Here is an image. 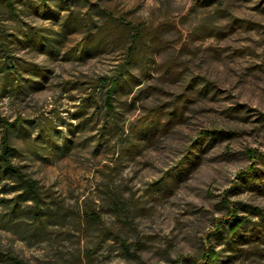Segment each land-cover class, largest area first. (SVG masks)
<instances>
[{
    "label": "rangeland",
    "instance_id": "rangeland-1",
    "mask_svg": "<svg viewBox=\"0 0 264 264\" xmlns=\"http://www.w3.org/2000/svg\"><path fill=\"white\" fill-rule=\"evenodd\" d=\"M2 119L0 264H264V0H0Z\"/></svg>",
    "mask_w": 264,
    "mask_h": 264
},
{
    "label": "trees",
    "instance_id": "trees-1",
    "mask_svg": "<svg viewBox=\"0 0 264 264\" xmlns=\"http://www.w3.org/2000/svg\"><path fill=\"white\" fill-rule=\"evenodd\" d=\"M118 84V79L111 82L109 89L105 93V104L107 111L113 110L112 94L114 88ZM13 127V123L6 120H0V183L6 180L10 184V198L0 197V207L6 211L8 219L11 217H25L32 220H41L45 216L44 206L42 204V196L40 186L36 180L31 179L24 174L18 166L12 163L14 148L10 145L9 132ZM253 167H249L252 171ZM242 177V176H241ZM227 216L230 221L227 222L230 232L237 231L244 223L242 218H234V210L226 206ZM12 264H26L25 262L13 256H7ZM191 264H215L217 261V253L213 247L207 245L203 250L199 260L189 259Z\"/></svg>",
    "mask_w": 264,
    "mask_h": 264
}]
</instances>
